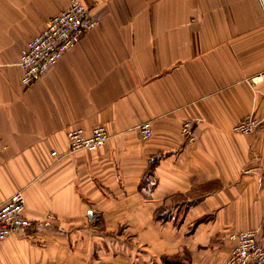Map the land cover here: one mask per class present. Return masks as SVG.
<instances>
[{
    "label": "crops",
    "instance_id": "obj_1",
    "mask_svg": "<svg viewBox=\"0 0 264 264\" xmlns=\"http://www.w3.org/2000/svg\"><path fill=\"white\" fill-rule=\"evenodd\" d=\"M68 2L0 0V205L22 189L40 223L0 264H223L232 233L264 244V0H85L98 25L26 86L20 54ZM247 116L259 129L234 132ZM96 126L107 143L69 153L67 131Z\"/></svg>",
    "mask_w": 264,
    "mask_h": 264
},
{
    "label": "built area",
    "instance_id": "obj_2",
    "mask_svg": "<svg viewBox=\"0 0 264 264\" xmlns=\"http://www.w3.org/2000/svg\"><path fill=\"white\" fill-rule=\"evenodd\" d=\"M99 23L92 9L85 0H69L68 5L53 15L42 32L31 38L23 48L18 64L23 69L22 82L30 86L45 76L51 66L56 64L69 50L75 47L83 35L95 28ZM262 74L252 78L258 81ZM262 120L255 116H247L233 126V131L243 134L256 132ZM141 135L149 139L153 135V124L146 120L138 125ZM182 132L188 142L196 140L195 124L191 120L182 126ZM69 153L79 150H97L104 146L111 134L105 126H96L91 133L82 127L67 131ZM57 155V151L52 152ZM152 156L150 162L157 163ZM26 198L22 189L0 205V240L20 230H31L40 225L24 214ZM48 218L54 219L50 214ZM260 229L244 230L232 233L230 238L235 242L223 264H264V244L259 239Z\"/></svg>",
    "mask_w": 264,
    "mask_h": 264
}]
</instances>
